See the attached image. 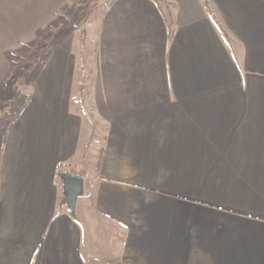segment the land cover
Here are the masks:
<instances>
[{
  "label": "crops",
  "instance_id": "obj_1",
  "mask_svg": "<svg viewBox=\"0 0 264 264\" xmlns=\"http://www.w3.org/2000/svg\"><path fill=\"white\" fill-rule=\"evenodd\" d=\"M69 1L0 0V89ZM90 26V84L63 34L0 142V264H264V0H112Z\"/></svg>",
  "mask_w": 264,
  "mask_h": 264
},
{
  "label": "rangeland",
  "instance_id": "obj_2",
  "mask_svg": "<svg viewBox=\"0 0 264 264\" xmlns=\"http://www.w3.org/2000/svg\"><path fill=\"white\" fill-rule=\"evenodd\" d=\"M112 0H70L66 6L58 13L54 20L44 28L34 32L24 42L16 45L11 54L13 62L10 75L7 77L5 86L0 89V142L3 143L5 137L11 128L12 120L25 106L32 93V85L37 78L39 71L45 63L51 49L61 38L67 35L66 45L77 55L78 63L84 67L85 75H89L86 84H90V78L93 75L95 63L93 41L95 40V31L91 30V21L99 18ZM82 75H84L82 73ZM89 81V82H88ZM90 86V85H88ZM89 90V87L86 91ZM87 96V93H85ZM92 139H96L92 137ZM96 142L93 141L91 149L86 150L87 163H95L97 158ZM98 145V142L96 143ZM83 145H80L82 149ZM85 153V148H83ZM77 164V158H74ZM60 166L59 171L75 172V166L69 164ZM60 183V180L58 179ZM80 198V197H79ZM81 200V199H80ZM81 202V201H80ZM80 205L76 208L74 215L81 217ZM96 229H98L96 227ZM100 230V229H99ZM101 242H103L101 238Z\"/></svg>",
  "mask_w": 264,
  "mask_h": 264
},
{
  "label": "water",
  "instance_id": "obj_3",
  "mask_svg": "<svg viewBox=\"0 0 264 264\" xmlns=\"http://www.w3.org/2000/svg\"><path fill=\"white\" fill-rule=\"evenodd\" d=\"M63 182V204L71 213H75L77 200L84 193V180L81 176L64 172L60 174Z\"/></svg>",
  "mask_w": 264,
  "mask_h": 264
},
{
  "label": "trees",
  "instance_id": "obj_4",
  "mask_svg": "<svg viewBox=\"0 0 264 264\" xmlns=\"http://www.w3.org/2000/svg\"><path fill=\"white\" fill-rule=\"evenodd\" d=\"M22 111H23V108H22L21 111L16 115V117L12 120V122H14L15 120L18 119V117L21 115ZM61 173H63V172H58L57 175L60 176ZM73 215H74V213H73Z\"/></svg>",
  "mask_w": 264,
  "mask_h": 264
}]
</instances>
